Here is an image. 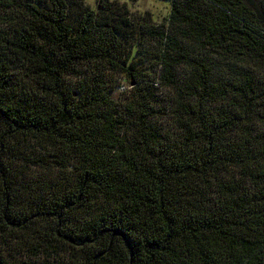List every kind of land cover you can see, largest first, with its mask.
Here are the masks:
<instances>
[{
    "label": "trees",
    "instance_id": "16d2710c",
    "mask_svg": "<svg viewBox=\"0 0 264 264\" xmlns=\"http://www.w3.org/2000/svg\"><path fill=\"white\" fill-rule=\"evenodd\" d=\"M164 1L0 0V264H264V0Z\"/></svg>",
    "mask_w": 264,
    "mask_h": 264
},
{
    "label": "rangeland",
    "instance_id": "374dc122",
    "mask_svg": "<svg viewBox=\"0 0 264 264\" xmlns=\"http://www.w3.org/2000/svg\"><path fill=\"white\" fill-rule=\"evenodd\" d=\"M95 1L96 0H85L86 4L90 6V8H95ZM126 4L128 9L132 13L142 14V13H150L152 19L158 23L161 21V18L167 15L169 11V4L164 0H117ZM124 86H127L125 84ZM123 88V87H121ZM116 89L113 92V98L115 100L122 99L126 96L127 90L123 89Z\"/></svg>",
    "mask_w": 264,
    "mask_h": 264
},
{
    "label": "built area",
    "instance_id": "2783aa9c",
    "mask_svg": "<svg viewBox=\"0 0 264 264\" xmlns=\"http://www.w3.org/2000/svg\"><path fill=\"white\" fill-rule=\"evenodd\" d=\"M124 88V87H123ZM123 88H121V89H123Z\"/></svg>",
    "mask_w": 264,
    "mask_h": 264
}]
</instances>
